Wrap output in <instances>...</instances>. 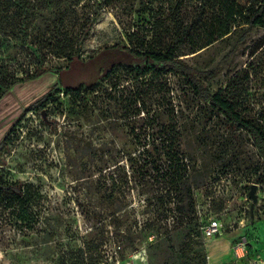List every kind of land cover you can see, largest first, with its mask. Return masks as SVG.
<instances>
[{
    "label": "rangeland",
    "instance_id": "obj_1",
    "mask_svg": "<svg viewBox=\"0 0 264 264\" xmlns=\"http://www.w3.org/2000/svg\"><path fill=\"white\" fill-rule=\"evenodd\" d=\"M141 1L122 0L103 8L80 50L83 61L105 46L127 44L129 31H143L142 26L149 18L139 15ZM185 1L188 6L184 13L191 15L197 0ZM52 19L53 14L46 11L14 32H0V141L21 118L0 151V176L40 184L48 196L47 206L64 216L66 222L62 225L70 224L84 236L103 238L105 256L99 264H208V255L219 244V249L229 246L221 252L224 264L250 261L260 264L264 259V181L258 184V201L253 203L250 197L255 171L262 170L260 158L246 131L230 128L224 116L214 112L207 126L209 130L205 134L211 137V148L182 140L184 150L197 154L195 165L205 179L199 180L194 188L196 210L200 209L202 216L196 212L192 220L180 223L179 214L171 211L175 202L173 193L163 189L161 180L149 179L143 165L134 164L139 174L130 166L128 158L142 159L152 137L149 138L147 113L134 116L136 105L131 102L129 89H123L135 81H131L133 75L126 69L118 68L109 79L100 80L94 92L85 87L79 93L58 92L48 104L46 118L42 112L25 110L55 83L73 87L93 83L110 63L98 57L85 66L73 58L71 68L65 69L67 59L54 55L49 45ZM263 37L264 29H255L248 42L226 61L222 59L230 48L226 42L188 53L183 58L200 70H213L212 75L201 74L213 92L224 87L236 70L255 58L261 64L255 63L259 66L251 91L255 98L264 100V51L252 54V47ZM174 46L176 52H187L184 45ZM129 59L120 54L115 61ZM40 63L54 72L64 70L60 77L48 74L13 86L27 74H33ZM116 82L121 86L114 89L112 85ZM154 86L144 96L145 112L170 108L173 104L175 109L182 110L179 120L184 123L185 132L204 126L210 109L194 96L181 76L174 73L161 76L155 79ZM105 116L118 119L106 120ZM134 124L136 130L132 133ZM88 145L96 149L95 157L85 149ZM112 172L128 181L124 192L116 193L120 196L117 206L121 208L124 225L118 230L106 222L96 230L80 212L78 201L85 204L91 200L97 204L99 193L93 189L105 179L111 184ZM212 216L220 220L223 230L209 243L201 237L200 226ZM131 225L132 239L122 244L113 233ZM23 238L0 216V264H54L49 252L41 253L36 247L25 245L36 243L37 239ZM226 239L228 245L224 244ZM217 240L220 241L214 243ZM240 240L247 242L249 262L231 259L230 243Z\"/></svg>",
    "mask_w": 264,
    "mask_h": 264
},
{
    "label": "trees",
    "instance_id": "obj_2",
    "mask_svg": "<svg viewBox=\"0 0 264 264\" xmlns=\"http://www.w3.org/2000/svg\"><path fill=\"white\" fill-rule=\"evenodd\" d=\"M121 1L0 0V32H14L46 11L53 14V19L50 21L52 42L49 45L54 55L67 59L68 66L65 69L71 68L73 58H77L85 66L93 58L98 57L110 62L102 75L93 83L76 87L55 83L48 91L32 101L25 110L46 111L54 95L60 91L64 94L79 93L85 87L94 92L100 80H107L116 69L124 68L133 75L131 81L135 80L133 85L123 84V89H129L131 102L136 105L133 115L147 113L149 138L152 137L150 147L145 148L142 159H139V156L138 159L128 158L131 162L130 166L133 167L135 174H139L134 164L143 165L145 167L143 172L149 176V179L161 180L163 189L173 193L175 202L171 211L179 214L180 223L190 221L196 215L194 188L199 185V180L205 179V175L200 173L195 165L197 154L193 150H184L182 140L185 139L190 143L198 142L205 149L211 148L213 144L211 137L205 133L209 130L207 126L214 112L224 116L230 128H241L252 138L262 169L259 172L255 171L254 183H263L264 100L255 98L251 91L253 78L261 62L258 63L253 58L245 67L236 70L224 87L213 92L201 77V74H214L213 70H200L188 63L183 56L208 49L218 42H226L230 48L222 59L228 60L241 45L248 42L255 29H264V0H197L191 15L184 13L188 6L185 0H142L138 9L139 15L141 18H149L142 26L143 31L137 29L129 31L126 34L127 44L105 46L97 54L83 61L80 50L93 24L100 18L103 8L112 7ZM171 41H175L174 44H171ZM175 44L184 45L183 50L187 52H176L173 48ZM263 51L264 37L252 47V54ZM120 54L131 59L115 61ZM62 70L64 69L54 72L40 63L35 67L33 74H27L13 86L48 74H56L60 77ZM170 73L181 76L194 96L209 107L210 111L207 113L210 114L206 115L201 129L185 132L184 123L179 120L182 110L175 109L173 104L170 108L166 106L161 110L145 112L144 96L155 88L156 78ZM119 86L121 84L117 82L112 85L114 89ZM10 89L3 93H8ZM111 117L114 120L117 118L105 116L104 119L108 120ZM20 120L21 118L16 123ZM16 123L1 139L0 151L6 137L15 130ZM135 125H132V133L136 130ZM85 149L91 156L97 155L92 145H88ZM116 173L110 174L111 184L105 179L103 183L94 187L93 190L99 193L97 204L91 200L82 204L77 200L80 212L92 222V228L96 230L106 222L118 230L119 226L124 225L120 218L121 208L117 206L120 196L116 193L124 192L128 181L125 182L119 173L114 176ZM47 201L48 196L43 192L40 184L0 176V216L17 231V235H22V238L30 236L32 239H37L36 243L27 242L26 246H34L41 253L49 252L54 264H99L105 256V250L102 248L103 238L99 239L93 235L84 236L81 232L75 231L72 225H62L66 222L64 216H61L59 211L50 209ZM132 227L133 225L113 235L115 234L118 241L123 244L132 239ZM16 239L14 238V241Z\"/></svg>",
    "mask_w": 264,
    "mask_h": 264
},
{
    "label": "built area",
    "instance_id": "obj_3",
    "mask_svg": "<svg viewBox=\"0 0 264 264\" xmlns=\"http://www.w3.org/2000/svg\"><path fill=\"white\" fill-rule=\"evenodd\" d=\"M196 212H199L198 214L202 216L201 210H196ZM223 230V224L220 222V220L212 216L210 217L206 222H203L202 225L200 226V231H201V237L205 242L208 240L212 239L215 236H218L222 234ZM233 252H234V257L237 261L239 262H246L248 260V245L245 240H240L236 242L233 245ZM249 262V261H247ZM249 264H255L253 261H250ZM260 264H264V262H261Z\"/></svg>",
    "mask_w": 264,
    "mask_h": 264
},
{
    "label": "crops",
    "instance_id": "obj_4",
    "mask_svg": "<svg viewBox=\"0 0 264 264\" xmlns=\"http://www.w3.org/2000/svg\"><path fill=\"white\" fill-rule=\"evenodd\" d=\"M209 241V243H212L213 242V238L211 239V240H208ZM218 241H220V240H217L216 242H214V243H217ZM213 243V244H214ZM207 244V243H206ZM224 244H226V245H228L229 244V242H227V239L225 240V242H224ZM211 245V244H210ZM230 245H231V251H232V253H233V258H231L232 259V261L233 260H235V257H234V252H233V245L234 244H231L230 243ZM207 246V245H206ZM221 245L219 244V245H216L215 246V249H212L211 250V253L208 255L209 256V260H208V264H224V262H223V260H222V251H226V250H228V248H229V246H227V247H225V248H221V249H219V247H220ZM207 248V247H206ZM207 250H208V248H207ZM255 250H258V248H257V246H255ZM216 255V256H215ZM228 261H230V260H227V262ZM262 262H264V259H262L261 260ZM226 263V262H225Z\"/></svg>",
    "mask_w": 264,
    "mask_h": 264
},
{
    "label": "water",
    "instance_id": "obj_5",
    "mask_svg": "<svg viewBox=\"0 0 264 264\" xmlns=\"http://www.w3.org/2000/svg\"><path fill=\"white\" fill-rule=\"evenodd\" d=\"M43 116L46 118V111L43 110L42 111ZM257 189H258V184L257 183H253L250 189V197L253 200V203H256L258 201V195H257Z\"/></svg>",
    "mask_w": 264,
    "mask_h": 264
}]
</instances>
